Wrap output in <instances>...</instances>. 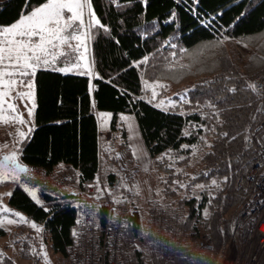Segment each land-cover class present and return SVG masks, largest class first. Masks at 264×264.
I'll use <instances>...</instances> for the list:
<instances>
[{"label":"trees","instance_id":"16d2710c","mask_svg":"<svg viewBox=\"0 0 264 264\" xmlns=\"http://www.w3.org/2000/svg\"><path fill=\"white\" fill-rule=\"evenodd\" d=\"M37 3L0 0V25L14 23ZM91 8L107 26L97 25L92 42V93L91 79L85 74L40 68L26 77L34 85L35 127L21 143L19 161L48 175L67 172L71 181L57 193L36 190L37 203L19 180L8 196V206L41 228L51 251L65 264H70L67 251L73 243L77 203L103 195H108L109 204L99 206L94 214L99 264H106L104 238L114 206L127 213L123 227L127 250L120 253V264H221L235 233V214L249 198L247 176L254 167L255 148H246L245 135L257 130L264 141V117L256 111L260 95L248 86L253 75L264 79V47L258 51L256 67L248 71L231 60L226 47L264 35V0H91ZM212 41L226 48V67L170 94L162 92L159 106L144 99L142 69L147 60ZM94 107L112 114V131L117 129L118 114H132L143 147L161 173L160 199L147 203L146 221L133 190L113 189L114 150L101 166ZM125 140L123 135L118 147L130 150ZM169 150L171 157L166 155ZM97 177L105 188L99 196L94 195ZM213 179L218 186L211 184ZM196 184L207 187L194 188ZM119 192L121 201L115 202ZM158 216L186 240L173 253H164L146 231ZM5 235L0 227V239ZM204 236L211 239L209 250L199 247ZM24 243L29 245L28 240ZM19 247L24 253V246ZM0 253L4 264H15L2 249Z\"/></svg>","mask_w":264,"mask_h":264},{"label":"rangeland","instance_id":"374dc122","mask_svg":"<svg viewBox=\"0 0 264 264\" xmlns=\"http://www.w3.org/2000/svg\"><path fill=\"white\" fill-rule=\"evenodd\" d=\"M90 21L91 17L89 11L85 9V26L80 29V34L83 36V39L79 41L73 39L69 45L62 46L61 51L65 48L68 50L69 54L67 56H63L60 51H57L54 54L56 63H49L37 69L49 68L60 71L61 68H65L68 70L60 72L64 74H85L89 78H92V42L96 35L97 25H95L94 21H91V27H89ZM75 23L79 24L78 21ZM33 39L39 38L33 37ZM261 47H264V35L246 39L245 41H240V43H229V47L226 48L229 50V53L232 52V54L230 53L231 60L239 63V65L245 66L244 69L248 71L256 67V59ZM226 48L220 42H204L191 49L170 53L168 56H161V58L157 60H147L145 62L146 71L142 69L144 99L155 101L154 103L159 106V103L162 101L159 95L162 92L170 94L175 89L186 87L200 77L209 76L226 67L223 64L227 59L224 50ZM80 57L84 58L81 59ZM251 77L255 78L257 75ZM23 81V84H20L18 81L10 90L9 95L5 97V117H12L19 113L23 116L24 120L29 123H0V173L5 175V179L0 180V217L4 218L3 222L0 223V227L6 233V235L0 239V249H2L15 264H65L64 259L51 251L47 242V237L41 232V228L39 226L33 228V221L28 220L21 212H19L22 214L21 216H16L15 213L18 211L8 206L7 199L11 192L10 182L13 181V179L8 177H11L12 171L16 170V165L19 164L20 146L22 141L28 136L27 135L24 139H20L16 133L18 131L28 132V128L32 125L31 116L28 115L27 110L28 108H33L34 85L33 82L26 77H23ZM30 81L33 85L31 89L32 98L22 95L29 91L25 85ZM154 90L155 96H153ZM7 102L15 104L16 110L8 109ZM97 119L100 124L101 166H104V158L107 153L114 150L113 159L115 167H113L111 171L115 172L117 180H114L112 183L115 187H113V189L119 190L124 187L127 188V192L133 190L131 194L133 198L135 197L134 202L141 210L143 217H145L144 221H146L147 203L160 199L158 197V176L161 173L156 171L144 147L141 145L142 140L136 120L132 114H118L117 129L112 131L111 113L99 111L97 112ZM123 135L126 139L127 147H129L130 150L118 147ZM128 151L131 156L127 154ZM12 152H16L15 157L10 155ZM125 185H127V187H125ZM94 188L95 196L103 194L101 184L97 179ZM120 195V192L115 194V202L121 201ZM238 213L235 214V221ZM9 221L12 222L10 223ZM25 233H27V235H25ZM30 234H33V237H31ZM237 236L238 233H236L235 226L234 236L227 244L222 257L223 264H230V262H226L232 258L233 251L240 252L242 250V243L238 240ZM26 240H28V246L24 243ZM19 246H24V253L20 251ZM45 252L47 253L46 257L44 255Z\"/></svg>","mask_w":264,"mask_h":264},{"label":"built area","instance_id":"2783aa9c","mask_svg":"<svg viewBox=\"0 0 264 264\" xmlns=\"http://www.w3.org/2000/svg\"><path fill=\"white\" fill-rule=\"evenodd\" d=\"M252 85L260 95L257 112L264 117V79L254 78ZM244 138L246 148H255L254 167L247 176L249 198L236 217L235 226L238 240L242 243L240 252L232 253L230 264H264V141L259 131L247 132ZM29 174L23 173L20 181L28 188H35L45 192L57 193L63 190L71 181L67 172L58 175H48L39 168H28ZM241 180H237V185ZM91 192V188L88 189ZM109 204L108 195L99 198L85 197L76 205L77 220L73 243L68 248L70 264H99L100 238L98 222L94 214L99 206ZM125 208L114 206L111 208V220L104 238L106 244V264H120L119 255L127 250V242L123 239V227L126 221ZM154 223L147 225L146 231L167 254L183 247L186 240L181 237L173 226H164V217H154ZM199 247L211 248V239L204 236ZM0 264H4V257L0 253ZM223 264V263H222Z\"/></svg>","mask_w":264,"mask_h":264},{"label":"snow or ice","instance_id":"6c2138e0","mask_svg":"<svg viewBox=\"0 0 264 264\" xmlns=\"http://www.w3.org/2000/svg\"><path fill=\"white\" fill-rule=\"evenodd\" d=\"M85 9L89 11L91 21H94L95 25L107 27L101 24L100 19L92 11L91 0H42V2L38 0L36 6L32 7L27 14L20 15L14 23L0 25V123H29L19 113L12 117H5V97L9 95L10 90L18 81L20 84L24 83L23 77L34 75L36 69L41 66L56 63L54 54L57 51H60L61 55L67 56L69 52L66 48L61 51L62 46L69 45L73 39L78 41L83 39L80 29L85 26ZM77 21L79 24L75 23ZM91 21L89 22V27H91ZM33 37H38L39 39L34 40ZM80 58L83 59L84 57ZM67 70L65 68L60 69V71ZM25 86L29 91L22 95L32 98L31 89L33 85L31 81ZM248 86L255 90L254 85L249 84ZM231 90L235 91L234 88ZM153 96H155V90L153 91ZM212 107L215 106L212 105ZM7 108L16 110L15 104L11 102H7ZM27 111L28 115L31 116L32 108H28ZM31 130V127H29L28 132L18 131L16 135L20 139H24ZM187 134L185 132V135ZM225 135L227 134L225 133ZM248 138L245 137L246 140ZM181 147L187 148L188 146L181 145ZM10 155L15 157L16 152H12ZM166 155L171 157V150ZM179 159H183V157H179ZM18 173L29 174V170L26 165L17 164L16 170L12 171L11 177L8 178L19 181L20 176ZM2 179H5V175L0 173V180ZM224 179L226 180L227 177H224ZM97 181H99L98 177ZM176 183H179V181ZM211 184L218 186L215 179L211 180ZM180 187H185V185L180 184ZM193 187L204 189L207 185L196 184ZM24 188L29 191L33 199H37L35 188H28L27 185H24ZM212 194V192H209V195ZM37 203H40L38 199ZM15 215L19 217L22 214L16 212ZM205 215H208V213L205 212ZM3 219V217H0V223L3 222ZM9 222L11 223L12 221ZM32 227L36 228L37 225L32 222ZM73 234L76 235L75 230H73ZM44 255L46 257L47 253L45 252Z\"/></svg>","mask_w":264,"mask_h":264},{"label":"crops","instance_id":"0c3cea01","mask_svg":"<svg viewBox=\"0 0 264 264\" xmlns=\"http://www.w3.org/2000/svg\"><path fill=\"white\" fill-rule=\"evenodd\" d=\"M94 64H93V69H92V78H90L91 79V83H90V91H91V93H92V91H93V84H92V80H93V77H94V74H95V72H94ZM73 74V73H72ZM75 74V73H74ZM34 109H35V98H34V104H33V108H32V110H33V112H32V115H31V123H32V125L30 126L31 127V129H33L34 127H35V122H34ZM97 110L95 109V107H94V114H95V116H96V118H97ZM33 119V120H32ZM97 123H98V144H99V158L101 157L100 156V124H99V122H98V119H97ZM30 134V133H29ZM29 134H28V136H29ZM28 136L26 137V139L28 138ZM25 140V139H24ZM23 140V141H24ZM22 141V142H23ZM142 143V142H141ZM142 145V147H143V143L141 144ZM100 160H101V158H100ZM19 164H21L20 163V161H19ZM20 174L21 173H18V175L20 176ZM11 183V189L13 188V186L16 184V183H18V181L17 180H13L12 182H10ZM101 184V186H102V190H104V192H105V188L103 187V185H102V182L100 183ZM72 190H74L72 193H76V190H75V188H72Z\"/></svg>","mask_w":264,"mask_h":264}]
</instances>
